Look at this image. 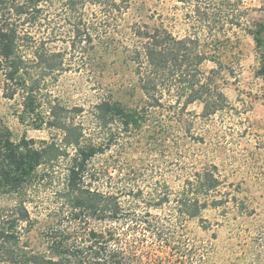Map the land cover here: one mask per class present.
<instances>
[{"label": "trees", "instance_id": "16d2710c", "mask_svg": "<svg viewBox=\"0 0 264 264\" xmlns=\"http://www.w3.org/2000/svg\"><path fill=\"white\" fill-rule=\"evenodd\" d=\"M242 1L223 0L218 10L196 6L192 11L196 20L179 34L167 26L163 14L147 10L145 0H0L3 95L20 99L16 114L20 123L59 134L49 141L14 140L12 132L0 125V196L13 199L11 206L0 208V264H143L142 252L120 229L123 224L131 228L128 222L136 223L137 218L148 223L155 243L170 241L171 233L162 234L158 224H149L148 211L137 214L134 202H123L124 188H89L87 167L117 142L119 132L131 136L142 132L152 143L163 142L173 128L192 133L194 116L221 113L227 101L218 77L239 50V32L252 39L259 53L258 75L264 80V24L250 19L247 10L234 12ZM54 3L67 32L50 28L46 14ZM87 7L94 8V25L87 18ZM58 39H67L81 51L78 63L65 58L66 50L50 48ZM72 62L76 69L87 68L96 92L91 112L98 132L94 143L74 123L83 113L81 106L67 108L57 100L39 98L48 82L69 71ZM205 63L212 64L207 71ZM110 73L117 78L113 86L117 91L108 88L111 84L105 78ZM194 104L201 106L199 115L189 110ZM60 159L65 166L55 194L58 206L33 245L24 238L33 227L28 191L37 183L51 185ZM221 185L215 165L193 172L174 197L177 216H198L206 207L202 200L221 193ZM128 193L133 201L142 199L140 188ZM148 197V203L153 202L150 207L156 209L171 201L166 190L150 192ZM211 203L217 207L220 200ZM88 220L94 221V228L87 226ZM132 227L136 229L138 223Z\"/></svg>", "mask_w": 264, "mask_h": 264}, {"label": "rangeland", "instance_id": "374dc122", "mask_svg": "<svg viewBox=\"0 0 264 264\" xmlns=\"http://www.w3.org/2000/svg\"><path fill=\"white\" fill-rule=\"evenodd\" d=\"M145 1L147 10L163 14L167 26H172L179 34L196 20L192 14L196 6L218 10L223 3V0ZM57 8L54 3L46 14L50 28L55 26V29L67 32V25L58 19ZM233 10L236 14L247 10L250 19L264 24V0H243ZM85 12L94 25V8L87 7ZM236 38L240 51H234L227 69L218 77L219 90L227 101L221 113L208 118L194 116L192 133L185 134L173 128L163 142L152 143L143 138L142 132L134 133L135 136L119 132L117 142L88 164L85 184L89 188L102 191L124 188L122 200L126 205L134 202L137 214L148 211L151 215L149 224H158L162 234L173 235L169 242L158 244L152 240L144 220L136 219V229L132 227L135 220L128 222L131 228L126 224L120 226L129 244L142 252L143 264H264V80L258 75L259 53L252 39L241 32ZM234 39L231 38L232 46ZM49 46L55 52L66 50L67 60L74 58V63L79 62L81 51L73 49L67 39H58ZM74 63L54 82L49 81L39 98L44 102L57 100L67 108L81 106L83 113L73 119L74 123L82 126L86 138L94 143L98 132L91 112L96 92L91 87L87 68L76 69ZM119 66L116 61L115 68ZM211 67V63H205L203 69L207 71ZM116 79L111 73L105 78L111 84L108 88L113 91H117L113 87L117 84ZM3 87L0 73V125L12 132L14 140L25 137L39 142L59 136L55 131L36 130L28 122L20 123L16 115L20 110V99L18 96L5 98ZM189 110L199 115L201 106L194 104ZM209 164L218 168L221 193L204 198L206 207L198 216L178 217L174 201L176 193L193 172ZM64 166L61 159L55 164L51 185L39 187L37 183L28 191L31 202L27 206L33 227L24 238L33 245L38 234L47 228L48 215L58 206L55 194L62 182ZM136 188L142 190L141 196L146 202L132 200L128 192H135ZM164 190L171 201L159 209L150 207L153 202L148 203V194L163 193ZM212 200H220L219 205L213 207ZM12 204L10 197L0 196V208ZM87 222V226L94 228L93 220Z\"/></svg>", "mask_w": 264, "mask_h": 264}]
</instances>
